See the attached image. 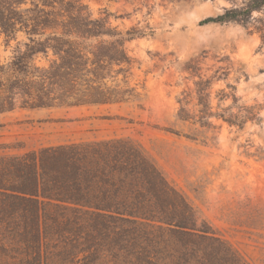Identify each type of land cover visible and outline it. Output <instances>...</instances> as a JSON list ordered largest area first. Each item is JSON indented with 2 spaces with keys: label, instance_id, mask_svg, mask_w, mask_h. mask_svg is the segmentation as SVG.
Here are the masks:
<instances>
[{
  "label": "trees",
  "instance_id": "1",
  "mask_svg": "<svg viewBox=\"0 0 264 264\" xmlns=\"http://www.w3.org/2000/svg\"><path fill=\"white\" fill-rule=\"evenodd\" d=\"M40 1V6L26 7V88L12 82L5 94L0 92V112L13 108L14 88L26 95L30 107L100 105L136 97L127 79L132 58L124 44L148 32L111 26L108 17H95L79 0ZM19 3L0 0V32L7 34L17 20L3 10ZM262 8L264 0H248L199 24L245 23ZM39 55L55 58L46 67L31 66ZM197 77L201 125L214 117L243 130L257 120L259 111L242 103L231 84H226L229 90H218L215 107L204 101L210 81ZM226 99L231 102L224 105ZM178 103L176 118L186 121L183 99ZM28 164L19 156L0 155V264H30L34 217L40 264H250L205 222L198 223L183 194L129 138L40 148L34 190L24 180Z\"/></svg>",
  "mask_w": 264,
  "mask_h": 264
},
{
  "label": "rangeland",
  "instance_id": "2",
  "mask_svg": "<svg viewBox=\"0 0 264 264\" xmlns=\"http://www.w3.org/2000/svg\"><path fill=\"white\" fill-rule=\"evenodd\" d=\"M247 1L79 0L95 17H108L111 26L148 32L124 44L132 58L127 79L136 97L100 105L30 107L26 95L14 88L13 108L0 112V155L29 163L24 180L34 190L40 148L129 138L183 194L198 223L205 222L250 264H264V8L245 23L199 24ZM36 2L41 5L40 0H20L3 10L17 19L7 34L0 32L3 94L12 82L26 88V7ZM54 58L39 55L29 64L46 67ZM198 75L210 81L204 101L215 107L218 90H229L226 84H231L242 103L259 111L257 120L243 130L214 117L201 125ZM181 98L186 121L176 118ZM37 219L29 227L30 264H40Z\"/></svg>",
  "mask_w": 264,
  "mask_h": 264
}]
</instances>
